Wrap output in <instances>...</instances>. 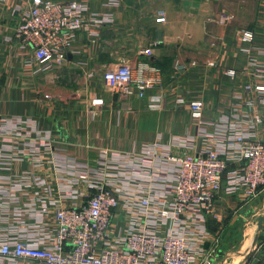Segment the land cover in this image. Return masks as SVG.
I'll return each mask as SVG.
<instances>
[{"label": "crops", "instance_id": "crops-1", "mask_svg": "<svg viewBox=\"0 0 264 264\" xmlns=\"http://www.w3.org/2000/svg\"><path fill=\"white\" fill-rule=\"evenodd\" d=\"M31 1L0 0V246L50 241L55 214L81 205L90 185L116 195L109 229L120 239L144 190L153 202L169 200L171 166L161 154L196 155L231 132L264 138V123L251 127L253 113L245 106L264 85L256 76L264 75V0H50L80 4L88 30L74 34L63 64L44 71L38 68L45 62L36 64L13 38L18 12ZM244 31L253 35L250 45L241 42ZM247 47L250 55L242 51ZM147 48L150 56L142 54ZM122 64L158 67L159 87L142 96L137 89L129 95L109 89L103 74ZM155 95L165 99L163 107H152ZM177 97L201 102V117L177 106ZM256 109L263 117L264 107ZM227 164L229 171L238 162ZM224 188L225 182L206 236L195 233L194 223L179 231L196 250L214 244L217 264L247 258L263 264L264 226L254 245L245 230L236 241V220H224L222 205L243 194ZM142 220L149 228L159 222ZM159 226L162 233L169 228ZM0 264L36 263L0 255Z\"/></svg>", "mask_w": 264, "mask_h": 264}, {"label": "built area", "instance_id": "built-area-1", "mask_svg": "<svg viewBox=\"0 0 264 264\" xmlns=\"http://www.w3.org/2000/svg\"><path fill=\"white\" fill-rule=\"evenodd\" d=\"M81 11L82 6L76 2L32 0L27 8L18 12L13 38L22 48L31 50L36 64L45 62L38 71L63 64L74 34L88 30ZM155 21L162 23L164 18ZM252 39L251 32L244 31L241 35V42L245 44L250 45ZM242 51L250 55L252 49L247 47ZM142 54L150 56L151 50L147 48ZM261 73L256 74L259 80L264 79ZM227 75L234 76L233 72ZM103 81L109 89L123 95L137 89L142 96L143 90L159 87L161 70L148 64H140L132 70L122 64L105 72ZM245 90L249 91V87ZM254 90L260 93L257 100L245 102L253 113L251 127L264 123V116L258 115L256 109L257 105L264 107V85H258ZM174 102L186 108L192 118L201 117V102H185L182 97L175 98ZM151 105L163 107L165 99L152 96ZM159 157L171 166L172 178L167 189L169 200L153 202L144 190L138 210L130 214L128 230L122 238H113L109 229L112 212L118 205L116 195L104 186L90 185L92 194L86 196L81 205L61 209L55 214L50 241L40 245L19 240L5 242L0 246V255L36 264L216 263L215 245L196 250L184 232L179 231L180 225L194 223L195 233L202 238L206 236L205 222L208 217L215 216L214 201L223 190V182L227 194H243L248 200L264 191V138L257 139L250 130L231 132L221 144L208 145L196 155L175 157L161 154ZM228 160H236V168L228 171ZM142 217L148 220L158 218L159 222L149 228ZM167 224L169 228L165 233L157 230L159 225Z\"/></svg>", "mask_w": 264, "mask_h": 264}, {"label": "rangeland", "instance_id": "rangeland-1", "mask_svg": "<svg viewBox=\"0 0 264 264\" xmlns=\"http://www.w3.org/2000/svg\"><path fill=\"white\" fill-rule=\"evenodd\" d=\"M222 211L223 216H225L224 218H226L224 219L225 221L231 218L236 220L234 224H237L238 230L240 232L237 237H234L236 241H239L241 239V234L243 230H245L246 237L249 239V242H251V240L257 234V220L260 216H264V191H261L255 198L249 200L245 197H243V199L240 201L237 197L228 198L226 203L223 202ZM263 226L264 220L262 222L261 229L263 228ZM257 239L259 240V236L257 237ZM260 239L264 243V235L263 237L260 236ZM259 254L261 255V252L258 253V256ZM262 255H264V253H262ZM234 264L242 263H239V261L236 259ZM245 264H251L250 259L247 258Z\"/></svg>", "mask_w": 264, "mask_h": 264}, {"label": "water", "instance_id": "water-1", "mask_svg": "<svg viewBox=\"0 0 264 264\" xmlns=\"http://www.w3.org/2000/svg\"><path fill=\"white\" fill-rule=\"evenodd\" d=\"M264 220V216H260L257 220V234L256 236L254 237L253 239V245L255 244L256 240H257V237H258V233L260 232L261 230V227H262V222ZM214 264H217V263H214Z\"/></svg>", "mask_w": 264, "mask_h": 264}]
</instances>
